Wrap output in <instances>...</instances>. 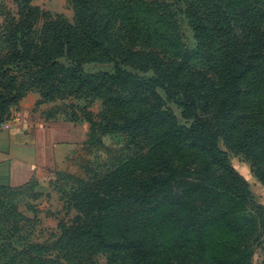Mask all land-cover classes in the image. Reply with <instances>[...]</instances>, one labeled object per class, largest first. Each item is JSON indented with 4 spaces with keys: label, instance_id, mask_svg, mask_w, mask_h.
Segmentation results:
<instances>
[{
    "label": "rangeland",
    "instance_id": "374dc122",
    "mask_svg": "<svg viewBox=\"0 0 264 264\" xmlns=\"http://www.w3.org/2000/svg\"><path fill=\"white\" fill-rule=\"evenodd\" d=\"M17 8L14 0H0L1 26L18 25ZM85 9L111 51L85 37L79 20ZM33 15L26 19L31 33L3 35L14 45L8 54L13 64L20 61L22 37L29 50L25 59L34 68L51 60L79 65L85 73L113 72L118 65L145 78L153 71L142 72L137 65L148 56L181 66L173 74L175 89L194 95L207 119L216 110L231 119L219 145L261 204L264 55L252 59L233 100L217 107L222 92L214 91L221 89L225 69L234 62L233 35L250 48L264 47V0H67L60 13ZM13 69V84L41 107L34 120L87 123L89 141L42 180L0 190V264H126L125 252H113L102 239L133 232L148 237L156 264H264L261 210L243 200L233 176L217 164L210 172L223 188L204 201L190 154L192 149L202 156L201 149L172 133L162 137L172 121L175 127L188 126L179 107L163 103L158 108L148 94L130 95L109 84L82 85L66 73L40 77ZM156 91L164 100L163 91ZM212 94L214 101H207ZM142 113L145 117L137 119ZM245 124L260 131L242 152L237 143ZM160 155L172 162L165 166L189 170L171 187L148 191L145 182L158 173ZM98 229L103 233L93 235Z\"/></svg>",
    "mask_w": 264,
    "mask_h": 264
},
{
    "label": "trees",
    "instance_id": "16d2710c",
    "mask_svg": "<svg viewBox=\"0 0 264 264\" xmlns=\"http://www.w3.org/2000/svg\"><path fill=\"white\" fill-rule=\"evenodd\" d=\"M14 1L18 3L17 15L22 20L14 27L13 25L9 28H7V26H1L0 32V122L10 117L12 114V107L16 105L26 93V91L16 88V85L13 84L14 67L18 70L27 71L40 77L57 76L61 73H66L82 85L89 83L92 85L109 84L130 95H138L140 93L148 94L154 97L155 101L158 102V108H160L163 103H172L179 107L181 109V119L188 121V126L181 127H175L172 121L170 123L171 127L167 129L168 133L162 135V137H172V133L174 136L173 138L188 139V146L190 148L198 147L201 149L203 153L202 156L196 154L192 149H190V154L192 155L191 161H194L193 166L196 168L194 169V174H197L198 177L196 179H199L197 186L206 195L204 201L208 196H211V193H215L217 190L223 188L220 183L212 179L213 174L210 172L212 165L217 164L221 168L222 173L233 176L236 190L241 193L243 200L259 208L262 214H264V206L253 200L246 179L230 165L227 152L221 149L219 145L220 135L228 131L231 127L226 124L230 123L231 119L225 118L223 110L219 111L218 114L216 110L211 120L207 119L200 113L198 99L194 95H189L186 90L179 91L175 89L173 85V74H176L174 73L175 69H181V66L172 62L160 61L153 55L148 56L144 60L145 63H139L137 65L142 72L148 70L153 71L152 76L145 78L139 76L137 73L122 69L118 65H115L113 72L99 71L97 73H85L79 65L65 67L57 61L51 60L41 65H35L36 68H34L32 66L33 64L30 65L25 59L29 50L22 37L18 39L21 42V44H19L21 46V53L17 50V56L22 54L21 58L20 61L13 64V59H11L8 54L10 50L14 48V45H12V43L7 44V36L3 39V35L9 33L10 35L22 34L25 36L31 33V23L26 19H31L34 16L33 12L41 11L38 6L31 4V0ZM53 16L59 17L57 15ZM9 18H13V15H9ZM79 20L80 23L83 24L84 35L91 41V44L101 46L103 49L105 48L111 51V46L103 40L104 36L101 31L96 28L93 17L86 14V9L79 15ZM260 36L262 39V34H260ZM232 38L234 39L231 43L236 45L232 51L234 62L227 65L225 69V79L221 82V89L214 91V93L222 92V97L221 99L219 98L217 107L223 103V100H233L236 97V91H240L239 78L251 70L249 64L253 58L258 60L264 55V47L250 48L249 44H244L239 37L233 35ZM256 42H259L258 38ZM179 74L180 72L177 75ZM158 89L163 91L165 96L164 100L157 94L156 90ZM203 98L205 97L203 96ZM207 101H214L213 94ZM139 116L140 117H137V119L145 117V114L142 113ZM176 131H179L178 134ZM259 131L260 129L258 127H250V125L246 124L242 126L238 134L237 148L242 152L246 151L247 148L256 142ZM161 156L162 155H160L158 159V162L161 163L158 173L153 176L150 181L145 182V187L148 191H160L161 189L171 187L176 178L189 170V167L181 168L173 164L165 166L164 164L167 163L169 165L172 162H170V158L165 159ZM19 188L0 187V190L12 191L13 189ZM175 204L177 205V203ZM97 232L98 233H94L93 235L103 233L100 229H98ZM127 234L128 235L116 236L114 240L103 236L102 240L105 246L112 247L113 252L119 250L124 251L126 255V257L124 256L126 264H156L150 259L152 253L150 251L148 237L146 238V236L134 232ZM11 259H13V257ZM5 264L17 263L11 260L9 263L7 261Z\"/></svg>",
    "mask_w": 264,
    "mask_h": 264
},
{
    "label": "crops",
    "instance_id": "0c3cea01",
    "mask_svg": "<svg viewBox=\"0 0 264 264\" xmlns=\"http://www.w3.org/2000/svg\"><path fill=\"white\" fill-rule=\"evenodd\" d=\"M67 0H31L41 10L60 13ZM1 32V15H0ZM29 94L20 99L9 118L0 122V187L19 188L42 180L44 174L72 158L88 140L87 123L43 120ZM43 108V107H42ZM39 114V115H38ZM260 203L264 205V190Z\"/></svg>",
    "mask_w": 264,
    "mask_h": 264
}]
</instances>
